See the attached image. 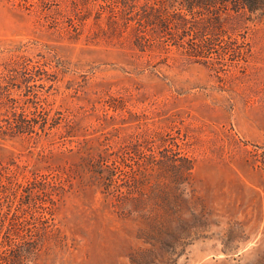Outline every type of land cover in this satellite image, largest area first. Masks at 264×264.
Instances as JSON below:
<instances>
[{
	"label": "rangeland",
	"instance_id": "1",
	"mask_svg": "<svg viewBox=\"0 0 264 264\" xmlns=\"http://www.w3.org/2000/svg\"><path fill=\"white\" fill-rule=\"evenodd\" d=\"M256 3L0 0V264H264Z\"/></svg>",
	"mask_w": 264,
	"mask_h": 264
},
{
	"label": "trees",
	"instance_id": "2",
	"mask_svg": "<svg viewBox=\"0 0 264 264\" xmlns=\"http://www.w3.org/2000/svg\"><path fill=\"white\" fill-rule=\"evenodd\" d=\"M235 2L237 3L239 9H247L250 12L260 10L258 3H256L258 0H235ZM15 123L19 130H24V121L22 119H15ZM18 254L16 253L15 255V253H12V258H17Z\"/></svg>",
	"mask_w": 264,
	"mask_h": 264
}]
</instances>
